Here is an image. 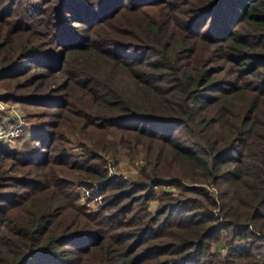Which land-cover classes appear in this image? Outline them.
<instances>
[{
	"label": "trees",
	"instance_id": "obj_1",
	"mask_svg": "<svg viewBox=\"0 0 264 264\" xmlns=\"http://www.w3.org/2000/svg\"><path fill=\"white\" fill-rule=\"evenodd\" d=\"M0 81V264L264 263V0H0Z\"/></svg>",
	"mask_w": 264,
	"mask_h": 264
},
{
	"label": "rangeland",
	"instance_id": "obj_2",
	"mask_svg": "<svg viewBox=\"0 0 264 264\" xmlns=\"http://www.w3.org/2000/svg\"><path fill=\"white\" fill-rule=\"evenodd\" d=\"M5 84H6L5 81H0V95L4 94V93H9V91H10ZM37 109H39V108H36V107L29 108V107L23 106L20 103L0 100V114H1V111L5 110V112L9 111V112L13 113L14 115H12V117H14L16 115L15 113L20 112L22 114L21 116L23 118H25V116H24L25 114L32 115ZM15 120H16V118H14V121ZM26 121H28V120H26ZM8 122L13 123V121H11V120H8ZM26 125H27V127H29V130H30V127L32 126V120H29L28 123L26 122ZM29 138H30V133H29V131L25 130L24 133H22L16 137V140H14L11 145L8 143H6V145L0 143V146L1 147H8V148L12 147L15 149L22 150L25 148L26 144L29 142ZM80 149H81L80 145L75 144V143L70 147V150L73 153H77ZM101 154L104 156L105 166L109 169V171L111 173L120 174V175H123L129 179H133L137 175V170H138L140 163H138L136 161H131L130 159L127 158V156L120 155L116 159L110 154H104V153H101ZM76 190H77L78 195L85 199L84 189L80 185L76 186ZM163 190H172L174 192L176 191L173 186L161 185V186L156 187L157 192H161ZM212 190H213V188H212ZM83 198H79L78 203L85 204V202H83ZM92 200L94 201V199H91L89 201H92ZM157 203H158V201L156 199L152 200L148 206L149 209L154 210ZM96 205H97V202L95 201V202L90 203L89 206H87V205L86 206L88 209H94L96 207ZM212 248L213 249L216 248L221 252H224L226 249L222 240L219 244L212 246ZM260 264H264V263L260 262Z\"/></svg>",
	"mask_w": 264,
	"mask_h": 264
},
{
	"label": "built area",
	"instance_id": "obj_3",
	"mask_svg": "<svg viewBox=\"0 0 264 264\" xmlns=\"http://www.w3.org/2000/svg\"><path fill=\"white\" fill-rule=\"evenodd\" d=\"M26 126V122L24 118L20 115L17 121L13 123H6L2 124L0 123V143L6 145L7 141L13 138H16L18 135L22 134L24 131V127ZM132 161H136L138 163H141L142 160L139 158H136ZM83 198V197H80ZM83 202L87 206L90 205V203L95 202V201H86L83 198Z\"/></svg>",
	"mask_w": 264,
	"mask_h": 264
},
{
	"label": "crops",
	"instance_id": "obj_4",
	"mask_svg": "<svg viewBox=\"0 0 264 264\" xmlns=\"http://www.w3.org/2000/svg\"><path fill=\"white\" fill-rule=\"evenodd\" d=\"M15 114L16 115L14 117H12V115H14L13 113H11L9 111L8 112H5V110L1 111V114H0V123H2V124L10 123V122H8V120H11V121L15 122L19 118V116L22 115L20 112L15 113ZM14 118H16L15 121H14ZM25 130L26 131H29V133H30L29 127H27V125H26V127H24L23 133L25 132ZM14 140H16V138H13V139L8 140L7 143L11 145Z\"/></svg>",
	"mask_w": 264,
	"mask_h": 264
}]
</instances>
